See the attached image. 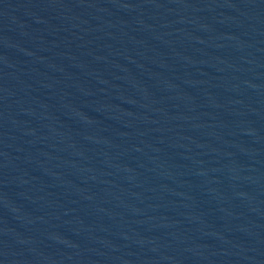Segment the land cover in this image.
<instances>
[{"label": "water", "instance_id": "95a60500", "mask_svg": "<svg viewBox=\"0 0 264 264\" xmlns=\"http://www.w3.org/2000/svg\"><path fill=\"white\" fill-rule=\"evenodd\" d=\"M0 264H264V0H0Z\"/></svg>", "mask_w": 264, "mask_h": 264}]
</instances>
